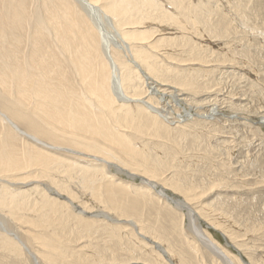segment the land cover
<instances>
[{
	"label": "bare ground",
	"instance_id": "obj_1",
	"mask_svg": "<svg viewBox=\"0 0 264 264\" xmlns=\"http://www.w3.org/2000/svg\"><path fill=\"white\" fill-rule=\"evenodd\" d=\"M224 1L229 5L235 0ZM222 3L0 0V214L16 222L25 238L40 247L36 252L46 264L86 262L84 256L75 257L78 244L71 246L70 241L88 233V226L96 227V221L85 218L86 211L72 210L74 201L88 210L90 201L84 198L89 195L91 203L94 200L106 209H118V216L133 215L129 205L140 199L126 198V188L118 186H129L116 175L121 169H127L128 176L142 174L144 185L135 187L137 194L170 200L161 187L151 190L162 179L188 196L192 185L186 187L173 176L160 178L169 163L148 145L155 138L162 142L154 144L166 148L169 141L162 139L171 138L173 130L167 125L179 123L183 116L179 112L177 119L168 116L152 104L151 96V105L144 96L142 101L139 97L152 92L146 84L147 72L158 79V72L164 75L161 70L168 71L173 84L194 82L196 76L190 77L189 70L182 72L186 80L173 76L180 68L169 61H204L198 54L201 47L205 50L218 42L210 37L197 41L200 31L196 23L207 22L211 10H216L225 28L231 27V13L222 10ZM235 12L238 15V8ZM211 23L202 28L221 31ZM204 41L207 43L202 44ZM170 45L181 47V54H172ZM141 137L143 143L139 144ZM113 163L116 172L109 168ZM187 211V218H194L191 209L187 207ZM79 222L86 228L79 227ZM107 226L112 236L120 237L122 226ZM197 226L191 228L198 242L220 262L234 264L227 251ZM2 231L0 264H23L18 260L21 240ZM95 246L104 250L103 245Z\"/></svg>",
	"mask_w": 264,
	"mask_h": 264
},
{
	"label": "rangeland",
	"instance_id": "obj_2",
	"mask_svg": "<svg viewBox=\"0 0 264 264\" xmlns=\"http://www.w3.org/2000/svg\"><path fill=\"white\" fill-rule=\"evenodd\" d=\"M213 1L206 0L207 4ZM223 2L222 10L231 13V27L225 28L222 16L220 22L218 11L214 10L215 14L211 10L207 22L221 31L206 30L202 25L210 23L199 21V36L191 33L200 38L194 37L197 41L210 37L218 42L205 50L201 47L198 54L203 55L204 61H169V65L180 68L173 71V76L186 80L183 73L189 70L190 77H198L191 78L196 83H189L193 85L190 87L173 84L168 79L170 73L163 69L164 75L156 74L158 79L147 72L146 84L152 92L139 97L151 105V96L152 104L168 116L177 119L178 112L183 116L175 126L167 125L173 130L171 138L162 139L170 142L166 148L154 144L161 141L155 138L149 139L148 145L169 163L160 178L177 177L180 184L189 188L192 185V190L184 196L161 179L154 180L157 187L151 190L161 187L170 200L150 193L137 194L135 187L144 185L142 174L128 176L127 169L116 172L117 165H109L118 178L127 180L129 186L118 185L126 188V198L139 196L140 201L129 205L133 215L128 217L118 216V209H106L94 200L91 203L89 195L84 198L90 201L88 210L78 201L72 203V210L86 211L83 216L96 221V227L88 226L91 231L70 241L71 246L78 244L79 252L74 255L84 256V264H224L198 242L191 228L198 224L227 251L234 264H264V0H235L229 5ZM234 7L238 8V15ZM169 51L180 55L181 47L170 45ZM198 68L199 72L194 71ZM143 138L137 143L142 144ZM119 207L123 209V205ZM187 207L194 218H187ZM111 224L122 226L119 238L108 232L106 226ZM77 225L86 228L81 222ZM0 229L22 241L19 263L46 264L36 252L40 247L25 238L16 222L0 214ZM95 244L103 245L104 250ZM76 258L73 261L79 262Z\"/></svg>",
	"mask_w": 264,
	"mask_h": 264
}]
</instances>
